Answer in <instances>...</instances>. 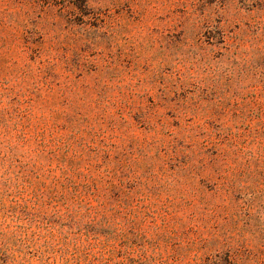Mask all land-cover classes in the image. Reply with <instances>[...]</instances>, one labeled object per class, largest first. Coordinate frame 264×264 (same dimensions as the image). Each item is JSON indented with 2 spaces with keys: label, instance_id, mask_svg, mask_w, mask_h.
<instances>
[{
  "label": "rangeland",
  "instance_id": "obj_1",
  "mask_svg": "<svg viewBox=\"0 0 264 264\" xmlns=\"http://www.w3.org/2000/svg\"><path fill=\"white\" fill-rule=\"evenodd\" d=\"M0 264H264V0H0Z\"/></svg>",
  "mask_w": 264,
  "mask_h": 264
}]
</instances>
